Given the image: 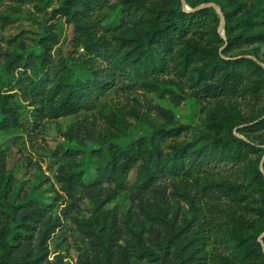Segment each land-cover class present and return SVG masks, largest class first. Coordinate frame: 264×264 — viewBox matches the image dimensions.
<instances>
[{"label": "trees", "instance_id": "obj_1", "mask_svg": "<svg viewBox=\"0 0 264 264\" xmlns=\"http://www.w3.org/2000/svg\"><path fill=\"white\" fill-rule=\"evenodd\" d=\"M245 1L216 2L224 17L223 38L212 7L187 12L180 0H61L51 16L63 17L72 27L71 47L83 51L72 59L76 66L67 57L53 61L51 50L58 36L52 26L38 40L40 52L6 53L0 63L1 84L16 85L37 115L48 118L90 109L106 93L118 68L128 69L139 86L160 96L164 94L160 76L173 74L192 89L194 98L242 101L247 112L224 105L208 109L201 129L176 124L170 110L156 106L162 121H150L147 136L116 143L99 134V146L85 161H78L73 151L61 152L63 163L56 178L70 198L83 191L101 206L113 197L105 193L104 184L114 190H148L162 177L178 176L202 179L203 190L212 199V205L203 209L200 198L185 187L180 196L189 205V217L178 222L176 217L154 213L152 219L165 232L156 243L163 256L148 248L141 230L128 222L124 225L130 236L123 238L121 226L108 220V210H101L87 220L84 232L93 245H100L106 264L113 254L117 264H137L144 258H161L163 264H264V236L262 244L257 241L264 224L250 233L255 220L264 217V111L254 114L264 100V68L244 55L227 54L264 43V4L251 12ZM185 2L194 8L210 0ZM10 95L0 89V131L17 123ZM178 97L185 98L171 92L173 101ZM79 130L93 139V127L81 121L66 134L78 141ZM189 130L196 134L192 142H175ZM167 140L170 144L164 150L161 145ZM7 191L0 190V264H36L56 219L49 214V204L30 199L16 205L8 201ZM215 225L226 231L229 253L206 250L212 236L217 241ZM36 228L39 243L34 253L30 233ZM157 234L150 239L156 241ZM170 252L173 259H167Z\"/></svg>", "mask_w": 264, "mask_h": 264}, {"label": "rangeland", "instance_id": "obj_2", "mask_svg": "<svg viewBox=\"0 0 264 264\" xmlns=\"http://www.w3.org/2000/svg\"><path fill=\"white\" fill-rule=\"evenodd\" d=\"M60 1L0 0V63L5 60L6 53L31 50L40 52L38 40L46 33V27L52 26L58 36V43L51 50L53 61L67 57L69 63L76 66L72 59L83 51L81 48L73 50L71 47L72 27L63 17L51 16V10L57 7ZM210 1L216 3L224 0ZM203 3L205 2L199 5ZM245 4L248 10L253 12L264 4V0H246ZM107 22L108 17L100 24L106 26ZM227 54L250 55L264 64V43L246 45ZM116 73L106 93L90 109H82L78 114L59 118L37 115L31 103L24 100L19 88L13 84L7 87L2 85L0 78L1 92L11 94L8 100L17 113V123L0 131V190L8 188L7 199L16 205L30 199L49 204V214L56 219L57 224L47 240L42 243V254L36 264H106L100 245H93L91 238L84 232L87 220L101 210H108V220L121 226L123 238L130 236L124 225L128 222L132 229L138 227L141 230L148 248L163 256L165 252L161 251L156 243L161 242L165 232L152 219L154 213L160 212L167 218L176 217L178 222L184 217H189V205L180 196V191L185 187H188L197 199L200 198L199 204L203 209L212 205V199L206 195L202 179L198 177L188 181L178 176H165L158 179L148 190H114L112 185L104 184L102 188L105 193H113V197L101 206H97L95 199L86 192H79L74 198H70L62 190L56 178L58 167L63 163L62 151H73L78 161H85L90 151L99 146L102 138L106 141L126 143L147 136L152 130L149 122L162 121L157 115L156 106L170 110L176 124H188L197 129L202 128L206 112L210 108L224 105L227 110L235 108L247 112L242 109V101L192 97V89L184 81L177 80L173 74L160 76L159 88L164 90V94L160 96L139 86L128 69L118 68ZM171 92L184 95L185 98L182 100L178 97V102L173 101ZM263 111L264 100L254 114ZM79 121L93 127V139H90L89 133L82 130L78 131L77 137L80 143L66 134V131ZM195 138L196 134L189 130L174 140L185 144ZM169 144L170 141L167 140L161 146L168 150ZM81 167L82 165H78L76 168ZM129 180L133 181V177ZM222 214L220 216L225 218ZM263 224L264 217L257 218L250 233L254 234ZM213 232L217 241H213L212 236L206 250L211 254L229 253L231 249L226 231L215 225ZM156 233L158 239L153 241L150 237ZM30 234V246L36 253L39 228ZM261 234L262 232L257 236V241ZM167 259H173L171 252L167 253ZM109 264H117L116 254L112 255ZM137 264L163 263L161 258H144L138 259Z\"/></svg>", "mask_w": 264, "mask_h": 264}, {"label": "water", "instance_id": "obj_3", "mask_svg": "<svg viewBox=\"0 0 264 264\" xmlns=\"http://www.w3.org/2000/svg\"><path fill=\"white\" fill-rule=\"evenodd\" d=\"M180 1L182 3V7H183L184 11H187V12L188 11H195V10H198V9H201V8L212 7L215 10V12L217 13L218 17H219V23H218L217 31L224 38V35H223L224 17H223L222 10H221V8L219 7L218 4L210 1V2H205L203 4L197 5L194 8H191L185 2V0H180ZM244 56L253 59L254 61H256L259 65H261L264 68V64L262 62H260L259 60H257L255 57L250 56V55H244ZM259 168L263 172L262 161H261V163L259 165ZM262 236H264V231L262 232V234L260 235V238H259V242L261 244H262V241H261V237ZM263 252H264V248H263Z\"/></svg>", "mask_w": 264, "mask_h": 264}]
</instances>
